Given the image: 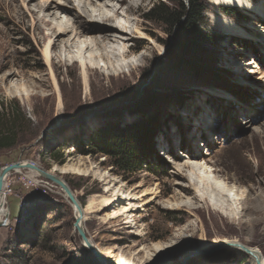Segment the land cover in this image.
Instances as JSON below:
<instances>
[{
    "label": "rangeland",
    "instance_id": "1",
    "mask_svg": "<svg viewBox=\"0 0 264 264\" xmlns=\"http://www.w3.org/2000/svg\"><path fill=\"white\" fill-rule=\"evenodd\" d=\"M37 1L0 0V106L3 102L16 108L18 122L14 123L19 128L16 144L0 148V164L30 161L50 171L54 165L71 164L77 157L88 159L85 165L95 175L54 174L71 187L85 209V232L107 264H250L249 257L235 249L205 246L222 237L235 238L264 255V44L258 42L264 37V16L254 18L244 9L204 0L203 17L210 37L183 57L177 45L182 21L163 24L166 32L163 25L145 18L160 0H145L134 14L142 16L163 43H158L162 50L142 71L109 91H105L108 81L104 75L93 74L89 80L93 97L85 100L80 77L69 72V66H57L63 100H20L14 90L22 83V71L31 77L44 73L41 49L46 31L32 10ZM176 3L178 0L167 5ZM220 14L226 15L241 33L218 28L213 18ZM251 21L257 24L255 28ZM233 56L238 61L228 66ZM250 59L257 65L256 69L251 66L253 73L246 69L250 68ZM73 70L78 71V67L75 65ZM7 73L12 74L9 77ZM45 77L51 83L48 72ZM42 90V95L48 93L55 99L52 85ZM105 109L73 129L85 111ZM205 115L206 120L202 119ZM138 126L147 134L145 157L140 164L121 166L114 157L98 151L103 140H113ZM198 131L206 133L207 143ZM57 149L59 158L53 157ZM187 153L205 158L219 175L230 177L228 186H232L234 200L227 204L233 203V210L227 213L231 217L204 203L195 202L198 211L183 212L185 217L159 204L172 194L169 174L175 171V164L164 166L159 158L171 156L183 163ZM183 169L185 177L180 181L188 184L190 174ZM28 174L27 169L12 173L13 189L35 198L37 205L29 218L17 225L16 220L12 222L17 199H7L10 226L0 227V264H100L74 230V211L61 189L43 177L30 179ZM103 175L115 182L110 191H105L107 186L99 179ZM219 178L210 177L208 184ZM117 191L136 195L157 191L159 197L139 210L134 227L128 228L113 215L122 205L111 201ZM91 203L98 211L90 212ZM245 204L259 211L253 215L240 210ZM233 215H237L235 220ZM187 224L191 226L175 241V233ZM158 240L173 244L149 263L141 247Z\"/></svg>",
    "mask_w": 264,
    "mask_h": 264
},
{
    "label": "bare ground",
    "instance_id": "2",
    "mask_svg": "<svg viewBox=\"0 0 264 264\" xmlns=\"http://www.w3.org/2000/svg\"><path fill=\"white\" fill-rule=\"evenodd\" d=\"M144 1L145 0L37 1L38 3H35V8H32V10L36 20L43 24V27L41 25L40 27L42 29L44 28L46 31L44 33L46 42L41 49L43 57L42 64L44 65L42 71H44V73H41L42 75H38V77L34 75L33 78L27 71H22L20 74L22 83L18 86L19 88H15L14 94L20 100H63L60 92V82L57 80L56 76L57 66H69V72L77 74L80 77L82 83V97L85 100H90L93 97L89 91V80L95 73L104 75L105 79L108 81L105 86V91L114 89L116 85L120 83L123 84L124 82H128L136 72L139 70L142 71L146 67L155 56V53L159 54L162 50L158 43H163V40L157 31L149 28L142 20V16L134 14L136 13V9L139 8ZM263 1L264 0H261V4H255L252 3L251 0H210L214 5L232 6L237 9L249 11L254 18L262 15L264 16ZM213 23L224 32L241 33V30H239L226 15L220 14L219 16H215L213 18ZM250 25H252L253 28L257 26L253 21L250 22ZM258 42L264 44V37L260 38ZM140 47L143 48V50L138 51ZM236 50L238 51L240 49ZM230 59L231 62L228 63V66L238 61L235 56ZM255 63L256 62L251 59L248 60L247 64L250 68H246L247 72H255L251 69V66L256 69L257 65ZM75 65L78 67V71L76 72L73 70ZM47 72L51 83L45 77ZM11 74L12 73H7V76L10 77ZM29 78L35 79L36 82L32 84ZM238 80L241 81L240 78H238ZM51 85L53 93L55 94V99L48 93L42 95V89ZM74 85H77V81L74 82ZM79 93L80 92L76 94L74 99L79 100ZM198 115L200 117L202 116L201 114ZM204 118L206 120L207 115L202 119ZM250 121L253 122L254 119ZM204 123L206 124L207 122ZM262 126H264V123H262ZM210 127L212 130L211 125ZM199 132L200 131H198V133ZM199 136L207 143L206 133L201 131ZM185 156L183 163L179 160H175L176 158L171 156L169 158H164L168 164H175V171L169 174V179L172 181L171 185H173V188L169 199H164L161 203H158L164 208L177 210L180 211V213L182 212L180 215L181 217L186 216L183 212L191 214L193 211H198L199 207L195 205V202L196 204H207L211 209L229 217L230 215H228L227 210L232 209L233 203H231V206L227 204L234 200L232 186H228L230 177L219 175L217 173L218 171L212 168L211 164H206L207 160L205 158H197L196 154L193 153H187ZM85 162H89V160L85 158L83 161V159L81 160L80 157H77L71 164L64 163L61 165H54L49 172L51 174L58 172L62 176L67 174L82 176L95 175L89 167H86ZM183 168H187L190 174L188 176V184H184L180 181L181 178L185 177L181 173V171L184 170ZM19 171H21V169L17 172ZM28 171V177L30 179L36 176L41 177L36 171ZM213 176L220 178L212 180V183L208 184L210 182L208 179ZM99 179L105 182L107 186L105 191H110L115 186V182L109 180L105 175L99 176ZM191 189H194L196 192H191ZM147 195L150 196L146 197ZM155 197H159L157 191L149 193L147 191H141L138 195L124 191L114 192L111 201L122 202V205L113 215L115 214L114 216L120 217L121 223L125 227L129 228L132 227V225L134 227L136 213L139 210L145 209L148 204L153 202ZM0 199L2 200L0 201L1 216L6 213L7 208L2 205L4 202L3 198L0 197ZM106 205H109V203H103L102 206ZM70 206L72 210H74V207L72 205ZM94 208V203H91L88 209L91 213L98 211V209L94 211ZM240 210H247L248 213H252L253 215L259 211L253 206L249 207L248 204H245V207L241 206ZM236 216L237 215L232 216L233 220L236 219ZM84 220L85 209L81 206L82 226ZM190 226V224H187L179 229V231L175 233V236L173 235V239L176 241L178 238L180 239V237L184 236L183 230L188 229ZM89 241L93 244L91 240ZM172 244V242L163 243L158 240L150 245L142 246L141 249L144 252L143 254H145L143 257H145V260H148L149 263H152L153 259L161 255L162 251L171 247ZM237 244L249 247L254 252L259 253L256 255L261 258V263L264 264V255L259 249L246 245L235 238L222 237L211 243H205V246H214L217 249H235L239 253L246 254L250 259V264H257L256 256L246 253L242 248L236 246ZM93 246L95 245L93 244Z\"/></svg>",
    "mask_w": 264,
    "mask_h": 264
},
{
    "label": "trees",
    "instance_id": "3",
    "mask_svg": "<svg viewBox=\"0 0 264 264\" xmlns=\"http://www.w3.org/2000/svg\"><path fill=\"white\" fill-rule=\"evenodd\" d=\"M166 1L170 2L167 4H173L175 0H160L152 6L148 14H145V18L154 23L160 25L167 24L169 26L177 25L181 20L182 25L180 34H178L180 37L177 45L180 47L179 54L181 53L185 57L186 55H190L192 50L197 49L201 42L208 40L207 38L210 37L208 36L209 31L206 29L208 28V24L203 17L205 9L203 7L204 0H178V3L172 6H168ZM163 26L166 32H168L166 26ZM16 112L17 110L14 106L1 103L0 148H8L16 144L15 137L19 129L17 124L14 123V121L18 122L17 117H15ZM123 135H117L115 139L110 141H107L103 137L105 140L98 145V151L114 157L121 166L124 164L131 166L145 157L144 146L147 134L142 133L141 127L138 126L136 129L133 127ZM149 147L152 148V143L149 144ZM57 152L58 149L53 152V157L59 158ZM159 161L162 165L169 166L164 159L159 158Z\"/></svg>",
    "mask_w": 264,
    "mask_h": 264
},
{
    "label": "water",
    "instance_id": "4",
    "mask_svg": "<svg viewBox=\"0 0 264 264\" xmlns=\"http://www.w3.org/2000/svg\"><path fill=\"white\" fill-rule=\"evenodd\" d=\"M105 111H107V109L99 110V111H85V113H83V115L80 116L81 118L75 123V125L73 126V129L85 124L89 120L96 118L99 114H102ZM20 169L36 171L40 174L41 177L45 178L46 180L50 181L51 183H53L54 185L58 186L61 189L67 202L74 207L73 227H74V230L79 235L82 241V244L91 252L93 256H95V258L99 261L100 264H107L104 258L99 253V251L89 241V238L87 237V234L83 226L81 225L80 203L77 200L71 187L60 176L51 174L49 171H46L40 168L38 165L30 161H22V160L20 161L19 160L16 162H11V163L3 165L2 168L0 169V195H1L2 188H3V183L5 179L7 178V176ZM36 205H37L36 199L31 196H28L24 205L19 210H17V220H16L17 225H21L22 223H24L25 220L29 218V216L33 212ZM6 208H7V211L3 215V218L0 220V227L6 226L10 218V208L8 207V205L6 206ZM236 246L242 248L246 253L256 256L257 264H262L261 258L256 255L259 253L254 252L253 250H251V248L246 247L244 245L237 244Z\"/></svg>",
    "mask_w": 264,
    "mask_h": 264
},
{
    "label": "built area",
    "instance_id": "5",
    "mask_svg": "<svg viewBox=\"0 0 264 264\" xmlns=\"http://www.w3.org/2000/svg\"><path fill=\"white\" fill-rule=\"evenodd\" d=\"M2 166H3V164H0V169L2 168ZM11 175H12V173L4 181L0 197H2L4 200V203L2 205L4 207H6L8 205V203H6L7 199L11 196H14L15 199H17V203H16L17 210H19L24 205L28 196L26 195V193L24 194L23 192L20 194L15 192V190L13 189L14 181L11 178ZM15 214L17 215V213H15ZM16 215L13 217L12 222H15V220H17ZM2 218H3V215L0 216V219H2ZM6 226L7 227L10 226V220L8 221ZM1 252H2V242L0 240V263H1V258H2Z\"/></svg>",
    "mask_w": 264,
    "mask_h": 264
},
{
    "label": "crops",
    "instance_id": "6",
    "mask_svg": "<svg viewBox=\"0 0 264 264\" xmlns=\"http://www.w3.org/2000/svg\"><path fill=\"white\" fill-rule=\"evenodd\" d=\"M10 198V197H9Z\"/></svg>",
    "mask_w": 264,
    "mask_h": 264
}]
</instances>
